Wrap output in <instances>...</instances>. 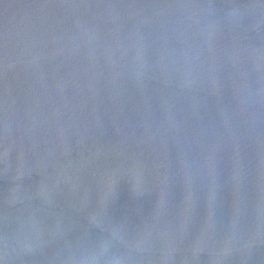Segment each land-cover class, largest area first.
<instances>
[{
    "label": "water",
    "instance_id": "water-1",
    "mask_svg": "<svg viewBox=\"0 0 264 264\" xmlns=\"http://www.w3.org/2000/svg\"><path fill=\"white\" fill-rule=\"evenodd\" d=\"M0 264H264V0H0Z\"/></svg>",
    "mask_w": 264,
    "mask_h": 264
}]
</instances>
